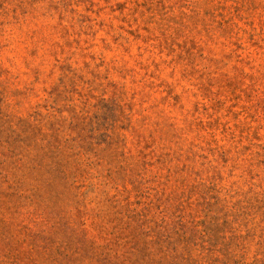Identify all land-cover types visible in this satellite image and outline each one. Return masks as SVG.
Instances as JSON below:
<instances>
[{
    "label": "rangeland",
    "instance_id": "1",
    "mask_svg": "<svg viewBox=\"0 0 264 264\" xmlns=\"http://www.w3.org/2000/svg\"><path fill=\"white\" fill-rule=\"evenodd\" d=\"M0 264H264V0H0Z\"/></svg>",
    "mask_w": 264,
    "mask_h": 264
}]
</instances>
